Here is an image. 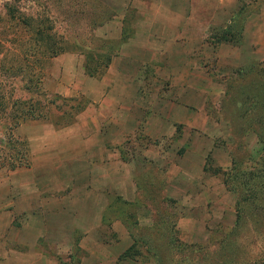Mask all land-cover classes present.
Segmentation results:
<instances>
[{
	"label": "rangeland",
	"instance_id": "rangeland-1",
	"mask_svg": "<svg viewBox=\"0 0 264 264\" xmlns=\"http://www.w3.org/2000/svg\"><path fill=\"white\" fill-rule=\"evenodd\" d=\"M135 22L167 25L152 59L119 57L143 30ZM35 28L54 34L62 51L36 53ZM263 43L264 0L221 8L216 0H0V76L20 102L14 115L28 116L12 129L0 120L2 237L22 251L31 236L55 264H264ZM21 59L32 69L23 78L15 76ZM73 65L80 74H64ZM109 69L131 71L139 101L159 106L179 102L176 70L190 85L181 99L206 115L204 134L176 123L147 138L140 128L102 158L101 139H90L84 119L100 103L92 83ZM62 78L82 88L62 94ZM133 138L157 156L135 157ZM23 147L28 164L10 168L7 156ZM121 158L132 166L126 188L117 183ZM101 161L115 164L109 174ZM27 193L52 200L46 218L23 211Z\"/></svg>",
	"mask_w": 264,
	"mask_h": 264
},
{
	"label": "crops",
	"instance_id": "crops-1",
	"mask_svg": "<svg viewBox=\"0 0 264 264\" xmlns=\"http://www.w3.org/2000/svg\"><path fill=\"white\" fill-rule=\"evenodd\" d=\"M217 6H231L235 3L236 0H216ZM219 4V5H218ZM167 25L163 23L155 22V23H145V24H138L133 23V27H140L142 28V32L139 34L138 38H134L132 40L133 45H127L125 48H120L119 54L125 53L124 55H119V57H132L135 55L134 59L137 58L139 55L149 56L151 59L162 52L160 49V45L164 44L165 37L161 33V30ZM175 40V39H171ZM130 43V44H132ZM154 46V47H153ZM158 46V47H155ZM264 46V43H263ZM72 57H76L80 61L81 54H72ZM143 60V59H142ZM128 65V64H127ZM74 68H77L73 73L79 75L80 71L78 70L79 66L75 67L74 65L68 68H64V74L70 75V71ZM176 70L171 71L173 76V84H180L179 88V102H172L170 99L166 102L161 104L158 103H142L139 101V84L136 81V75H133L131 71L126 69L125 71H115L113 74L111 73V69H109L104 77L97 81L96 83L93 81L94 88L90 92L91 96H93L94 101H99L100 103L96 108L93 109V115L89 118L86 117L84 119V124H88L92 127L93 133L90 137L91 140L96 141V139H101L102 142V152H106L105 155H102V158L110 157V149L111 143L117 142L118 144L125 142L126 137L130 133H136L137 131H143V136H147L150 138H156L157 136L162 137L164 134H167V126L173 127L178 124H182L184 126L190 127L193 126L195 130V134L197 136L203 135V131L207 125V118L206 115L203 113L199 114L196 110H192L189 108L188 101L185 100L183 102V94L186 93V89L189 88V84L185 83L182 79L183 75H179L177 78L174 76ZM183 73V70L181 71ZM136 74H139L136 72ZM141 74V71H140ZM186 76L189 75V71H186ZM124 75V76H123ZM124 77V78H123ZM134 77V78H132ZM139 78V75L138 77ZM175 78V79H174ZM123 81H126L123 83ZM129 84V86H128ZM59 92L62 94H68V92L73 93L77 91V89H81V85L78 83H73L72 86H67L65 84L64 79H60L59 86L57 87ZM83 90V89H82ZM130 94L132 97L128 98L129 100L125 99L123 96L121 101L122 95ZM182 98V99H181ZM203 106V105H202ZM202 109L201 106H198V110ZM160 110L161 112H158ZM194 111L195 116L192 115ZM153 126L157 127L156 130H153ZM71 131V129L67 130H57L55 134H66V132ZM134 139V138H133ZM165 139L164 138H160ZM136 146L139 148L135 152V157H153L155 154L151 148H143L142 146L138 145V140L134 139ZM68 141V140H67ZM141 141V140H139ZM142 149V151H140ZM140 151V152H139ZM142 152V153H141ZM56 153V152H55ZM157 156V155H155ZM154 156V157H155ZM108 161V160H107ZM110 162V160H109ZM112 162V161H111ZM102 163V171L103 174L106 175L111 172V170L115 167V164H110L107 162L101 161ZM113 163V162H112ZM120 165L117 162L116 167ZM124 166L125 169L121 170L118 168V171L121 172L120 176L118 177V184L119 187L126 188L125 185L128 182V178L131 181L130 173L131 164L129 162L124 161L121 158V165ZM106 167L108 169H106ZM119 167V166H118ZM123 174V175H122ZM122 175V176H121ZM28 198H24L23 196V211L27 213V216L31 219L38 218L41 221V218H46L44 209H49L48 206L52 200L48 198H40L35 197L32 198L33 194L27 193ZM11 202V203H10ZM13 200L9 199V202L6 201L4 206L12 205ZM42 210V211H41ZM41 211V213L39 212ZM3 211H1L2 213ZM9 214L11 213L8 210ZM34 212H36L34 214ZM35 216V217H33ZM41 217V218H40ZM43 221V220H42ZM45 234L43 231L39 230V235ZM9 239L6 237H2L0 233V264H55L50 261H46L45 253L47 250L44 248H37L33 245L34 241L32 237L23 238L21 242L24 245L23 250L20 251L15 248L14 245L9 244ZM49 240V239H45ZM12 244H15L14 239L11 240Z\"/></svg>",
	"mask_w": 264,
	"mask_h": 264
},
{
	"label": "trees",
	"instance_id": "trees-1",
	"mask_svg": "<svg viewBox=\"0 0 264 264\" xmlns=\"http://www.w3.org/2000/svg\"><path fill=\"white\" fill-rule=\"evenodd\" d=\"M34 31L37 33V35H39L40 37V41L41 42H37L36 44H34L35 48H36V53L41 54L45 57H52V56H56L57 54H59L62 49L60 47V45L53 40L54 34L52 33H46L45 30L43 29H39V28H35ZM18 64V65H17ZM15 66L16 68V73L15 76H21L22 78L24 77V73L28 72V71H32V69L30 68H26V65L23 61V59H21L20 61H18ZM37 66H38V72L40 71V60L39 58L37 59ZM5 64L2 65V58H0V67H4ZM87 68V67H86ZM88 70V69H87ZM104 70H100L98 72V74L103 73ZM97 72V71H96ZM5 77H1L0 76V120H4V121H9V126L11 127H7L12 129V126H16L20 121H23L25 118H28L26 111L25 112H19L17 113V115H14L13 113V108L15 109L16 106H18V104L20 102H18V99L13 98L12 93L7 92V89L5 88ZM38 80L35 83V86L37 88H42L40 82L39 77H37ZM40 85H39V84ZM28 85V83H27ZM18 108V107H16ZM6 137H7V141H10L9 137L11 136V131L8 133H5ZM23 144V143H22ZM25 147V145H23ZM23 147V149L15 152L14 154H9L7 156L8 158V166L10 168H16V167H20V166H24L28 164L27 161V150Z\"/></svg>",
	"mask_w": 264,
	"mask_h": 264
}]
</instances>
